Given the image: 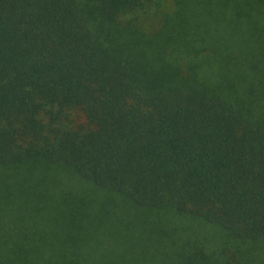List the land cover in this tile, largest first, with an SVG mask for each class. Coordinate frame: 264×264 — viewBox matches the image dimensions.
<instances>
[{
    "label": "trees",
    "instance_id": "obj_1",
    "mask_svg": "<svg viewBox=\"0 0 264 264\" xmlns=\"http://www.w3.org/2000/svg\"><path fill=\"white\" fill-rule=\"evenodd\" d=\"M170 1L0 0V264H264V0Z\"/></svg>",
    "mask_w": 264,
    "mask_h": 264
},
{
    "label": "rangeland",
    "instance_id": "obj_2",
    "mask_svg": "<svg viewBox=\"0 0 264 264\" xmlns=\"http://www.w3.org/2000/svg\"><path fill=\"white\" fill-rule=\"evenodd\" d=\"M155 2L157 1H160V4L163 6V9H166L168 10L169 8H171V1L170 0H154ZM154 3L152 2V5ZM169 5V6H168ZM153 6H156L155 4ZM154 12H155V15H154V18H153V22L155 23H159L160 19H161V12L159 11L158 7L156 6L154 8ZM169 240H168V245H174V239L172 238V236L170 235L169 233Z\"/></svg>",
    "mask_w": 264,
    "mask_h": 264
}]
</instances>
